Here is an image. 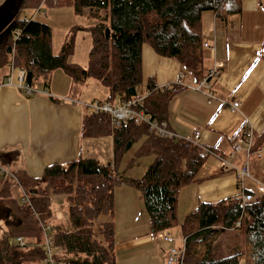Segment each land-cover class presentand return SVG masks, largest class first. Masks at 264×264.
I'll return each mask as SVG.
<instances>
[{
	"label": "trees",
	"instance_id": "1",
	"mask_svg": "<svg viewBox=\"0 0 264 264\" xmlns=\"http://www.w3.org/2000/svg\"><path fill=\"white\" fill-rule=\"evenodd\" d=\"M43 3L72 6L88 15L94 38L89 66L72 61L74 37L55 54L49 24L35 17H17L11 35L17 29L21 33L0 45V67L10 64L24 69L30 85L47 80L57 69L79 85L96 79L109 89L105 102L120 104L140 93L143 44H150L163 57L176 58L200 77L205 62L204 13L214 12L226 21L243 9L242 0H26L23 8L36 9ZM9 46L13 47L11 60ZM152 82L143 108L153 118L167 121L169 104L182 87L180 83L159 87ZM84 130V136L112 135L116 158L142 141L138 156L154 152L155 159L141 178L133 180L95 158L53 163L40 178L24 171L8 176L0 169V264H47L48 226L57 261L117 264L116 188L128 183L138 188L154 230L166 231L177 223L180 188L200 180L199 172L210 156L185 138H160L134 119L113 126L108 114L93 112L85 117ZM31 189L37 192L30 193ZM251 192L255 198L245 205L240 195L199 203L182 224L184 264H264V194L257 191V197ZM53 195H63L69 204L66 222L55 219ZM104 215L110 220L101 221Z\"/></svg>",
	"mask_w": 264,
	"mask_h": 264
},
{
	"label": "crops",
	"instance_id": "2",
	"mask_svg": "<svg viewBox=\"0 0 264 264\" xmlns=\"http://www.w3.org/2000/svg\"><path fill=\"white\" fill-rule=\"evenodd\" d=\"M242 8L241 13L230 15L226 21L211 11L203 15L204 41L215 46L214 52L204 49L210 62L208 69L215 62L222 65L221 74L210 80L212 97L199 91L198 84L184 85L182 72L172 83L167 82L165 71L151 78L152 84L159 87L180 83L182 90L169 104V127L178 134L179 119L195 120L198 128L188 136L199 131L202 144L213 152L199 172L200 180L194 183L198 184L199 202L242 196L237 169L247 161L252 177L245 181L246 190L258 197L257 182L264 183V0H242ZM30 17L34 16H24ZM182 66L179 60L173 63L175 70L181 71ZM18 76L13 73L12 84H6L9 75L0 77V169L7 174L24 171L40 178L48 165L85 158L82 126L87 109L78 102L84 85H75L66 74L71 78L67 81L69 94L40 87L34 95H28L18 87ZM234 102L240 103L235 111L231 109ZM89 105L86 108H91ZM247 130L253 132L249 158L246 151L231 156L232 137H243ZM216 154H221L233 169L221 171ZM210 157L212 163L208 162ZM62 196L53 195L52 201ZM110 218L104 215L100 220Z\"/></svg>",
	"mask_w": 264,
	"mask_h": 264
},
{
	"label": "rangeland",
	"instance_id": "3",
	"mask_svg": "<svg viewBox=\"0 0 264 264\" xmlns=\"http://www.w3.org/2000/svg\"><path fill=\"white\" fill-rule=\"evenodd\" d=\"M4 1L0 0V5ZM37 10L38 8H23L18 17L34 16L36 19L49 24L52 28L53 52L55 54H59L62 47L74 37V53L71 59L82 67H88L90 64V51L94 44L93 34L88 29L91 23L88 15L77 13L72 6H50L46 3L41 5L40 11ZM15 36V33L11 35L12 38ZM8 58L9 60L12 59V53H8ZM204 59L203 75L207 74L206 72H208V66L210 65L206 52H204ZM174 61H177V59L163 57L156 53L150 44H143V78L140 92L145 95L150 79L152 77L157 78L155 74H160L163 71L166 72L168 83L176 82L175 78L182 72L181 77H183L182 83L184 85L191 87V82L194 86L199 84L196 83V80L202 78V74V76L196 77L193 73L186 70L184 66H182L181 71L175 70L173 68ZM162 63H164V66ZM19 72L20 69L18 67H13L10 64L0 67V77L5 74L12 75V73L17 76ZM70 79L62 69H57L50 73V77L47 80L42 78L39 81H35L31 88L39 91L38 88L41 87L42 89H53L58 93L66 94L68 92L69 94L70 89L67 81H70ZM108 95L109 89L102 82L96 79H89L78 96V102L87 109V116L92 114V109L86 108L85 105H89L93 101H106ZM111 104L117 105V102L115 101ZM177 110H179L178 107H176ZM189 114L192 115V113ZM179 123L180 131L178 135L182 138L188 137L190 132H194L198 128V123L195 120L191 122L182 118L179 119ZM82 128L84 132V122ZM82 138L85 158H95L103 164L110 163L113 169L127 180L141 178L156 156L154 152L143 157L138 156V150L142 144V141H138L131 149L116 158L111 135L83 136ZM208 162H213L211 157ZM7 175L11 174L8 173ZM194 183L184 185L179 190L177 223L165 231L174 238L175 242L172 244L166 243L162 239L160 235L163 233H157L154 230L146 212L141 191L129 183L119 185L116 188L114 222L116 227L115 251L117 264H167L166 254L171 249L179 248L184 244L182 224L186 217L199 206L198 184ZM15 192L22 195L19 186H15ZM63 198H56L52 201L57 222L65 217L69 206L66 199ZM64 220L66 219L64 218L61 222ZM1 234L2 231L0 230ZM221 237L223 238L224 236Z\"/></svg>",
	"mask_w": 264,
	"mask_h": 264
},
{
	"label": "built area",
	"instance_id": "4",
	"mask_svg": "<svg viewBox=\"0 0 264 264\" xmlns=\"http://www.w3.org/2000/svg\"><path fill=\"white\" fill-rule=\"evenodd\" d=\"M41 7L38 8L37 11H40ZM31 18V17H30ZM27 19V18H26ZM21 33L20 29L15 31V35L19 37ZM204 49H210L213 52L215 51V46L210 44L207 41L203 43ZM14 67V66H13ZM222 71V65L219 62H215L213 68L209 69L207 72V76L203 78L200 83L197 85V89L199 91L206 92L207 96L212 97L213 93L210 90V80L213 78H217ZM12 75H9L6 84H12ZM19 83L18 87L25 90L28 95H34L36 93L35 90L31 88V85L26 82V72L24 69H20L19 72ZM148 93L143 95L142 93H138L132 99H129L122 104L112 105L105 101H93L89 106L92 108L94 113L100 114H108L111 119V124L113 126L121 125L123 122L134 119L137 124H147L150 130L160 138H174L180 137L176 134L173 130L170 129L169 124L167 121H159L155 119L145 111L143 108L145 99ZM240 107L239 102H234L231 109L233 111L237 110ZM252 130H247L243 137L240 134H235L232 137V144H233V151L231 152V156H233L237 152L246 151L247 157L251 154L252 149ZM188 141L196 143L200 145L206 152L209 154H213V152L204 146L201 142V134L199 131H196L194 134L185 138ZM217 159L219 161V169L221 171H227L229 169H233L232 165L221 155L216 154ZM1 172H5L4 169H1ZM7 174V172H5ZM252 174L249 167V162L247 161L242 167L237 169V179L239 180L240 187L243 189L242 194V204L245 205L246 203L252 201L255 198V195L250 190H246L245 181L248 178H251ZM257 191L261 194H264V183L257 182ZM240 225V222L237 223V226ZM51 227H47V237H46V247H47V254L49 255L46 263L47 264H64L62 261H57L55 259V249L53 248L54 237L51 235ZM167 231V230H166ZM163 233L160 236L162 239L169 244L175 242L174 238L167 234L165 231L159 232ZM19 241L22 243L24 242L23 238H19ZM185 258V239L184 244L179 248H173L168 252L167 255V264H184Z\"/></svg>",
	"mask_w": 264,
	"mask_h": 264
},
{
	"label": "water",
	"instance_id": "5",
	"mask_svg": "<svg viewBox=\"0 0 264 264\" xmlns=\"http://www.w3.org/2000/svg\"><path fill=\"white\" fill-rule=\"evenodd\" d=\"M26 0H5L0 5V45L8 38L13 30L14 22L24 7ZM111 30L106 29V35L110 36ZM13 52V47H8V53ZM37 190L31 189L30 193Z\"/></svg>",
	"mask_w": 264,
	"mask_h": 264
},
{
	"label": "bare ground",
	"instance_id": "6",
	"mask_svg": "<svg viewBox=\"0 0 264 264\" xmlns=\"http://www.w3.org/2000/svg\"><path fill=\"white\" fill-rule=\"evenodd\" d=\"M141 93V92H140ZM147 93V92H146ZM111 104V103H110Z\"/></svg>",
	"mask_w": 264,
	"mask_h": 264
}]
</instances>
